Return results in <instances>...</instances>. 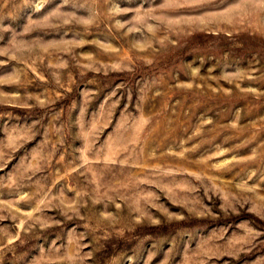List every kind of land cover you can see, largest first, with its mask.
<instances>
[{
  "label": "rangeland",
  "instance_id": "rangeland-1",
  "mask_svg": "<svg viewBox=\"0 0 264 264\" xmlns=\"http://www.w3.org/2000/svg\"><path fill=\"white\" fill-rule=\"evenodd\" d=\"M0 264H264V0H0Z\"/></svg>",
  "mask_w": 264,
  "mask_h": 264
}]
</instances>
